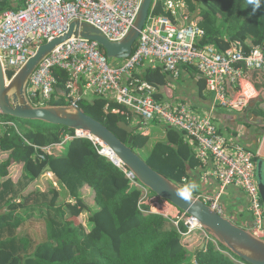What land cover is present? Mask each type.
<instances>
[{
	"label": "trees",
	"instance_id": "16d2710c",
	"mask_svg": "<svg viewBox=\"0 0 264 264\" xmlns=\"http://www.w3.org/2000/svg\"><path fill=\"white\" fill-rule=\"evenodd\" d=\"M166 1L153 0L151 14L166 15ZM24 2L0 0V16L17 11ZM187 6L186 13L203 31L197 46L212 45L222 51L239 42L246 53L257 46L264 50V3L254 8L248 0H188ZM101 52L106 55L102 49ZM53 75L56 84L49 105H67V75L58 68L53 69ZM12 76L6 72V78ZM136 76L158 91L170 79L166 73L149 67H142ZM154 99L159 101L158 94ZM77 107L124 143L129 135L118 129V123L138 128L141 120L130 113L125 115L122 106L100 97L82 99ZM0 120L11 123L0 127V264H236L222 253L228 252L224 247H216L202 231L183 236L187 229L182 222L177 229L169 219L149 213L150 204L161 209L159 202L170 205L153 193L151 198L157 203L146 204L143 208L149 212L141 213V191L99 155L89 140L75 138L66 142L60 156L46 157L44 161L36 157L39 149L60 144L66 136L73 135V130L1 115ZM131 136L130 148L140 156L149 136ZM191 152L184 135L167 128L165 142L155 143L142 159L155 172L185 189L189 172L198 166ZM13 166L17 172L11 174ZM47 166L69 200L58 203L60 193L52 187L27 192ZM85 189L90 190L95 209L89 229L70 221L88 209L81 197ZM20 199L21 203H17Z\"/></svg>",
	"mask_w": 264,
	"mask_h": 264
},
{
	"label": "built area",
	"instance_id": "2783aa9c",
	"mask_svg": "<svg viewBox=\"0 0 264 264\" xmlns=\"http://www.w3.org/2000/svg\"><path fill=\"white\" fill-rule=\"evenodd\" d=\"M187 1L167 0L163 6L166 15L163 16L150 12L130 57L125 60L109 63L93 41L77 38L64 43L34 71L26 87V98L36 107L49 105L56 84L53 69L58 68L67 75L64 92L67 105L77 107V102L88 95L100 97L122 106L125 115L130 113L141 119L135 134L146 133L147 126L153 122L182 133L186 143L194 147L196 157L204 164H212L211 169L204 172L202 181L206 183L212 177L219 183L216 193H200L194 197L223 216L219 202L222 193L229 185L240 188L248 200L250 225L247 230L264 240V213L255 183L254 153L239 144L228 143L209 117L197 116L188 105L171 108L155 100L156 88L136 76L142 67H149L159 69L175 80L181 67H193L202 75L214 107L236 112L247 108L251 93L245 88L242 70L264 74L263 48L257 46L246 53L239 42L222 51L212 45L197 46L203 31L186 13ZM141 3L142 0H25L22 8L6 11L0 16V61L3 69L5 73L14 75L40 45L65 33L73 20L94 27L110 42H119L132 28ZM228 86L236 87L233 96H230ZM6 125L11 123L5 124L0 120V127ZM75 138L87 139L96 146L98 154L109 160L141 191L139 211L143 214L149 212L143 206L153 201L151 192L122 163L111 157L103 144L87 134L74 131L60 144L39 149L36 157L40 161L53 157L56 148ZM43 177L52 181L53 175L46 172ZM21 201L17 200V203ZM153 202L157 203V200ZM149 206V213L169 219L177 229L182 222L187 229L183 236L201 230L184 213L173 219L159 207ZM205 237L217 246L215 241ZM222 253L236 262L230 253Z\"/></svg>",
	"mask_w": 264,
	"mask_h": 264
},
{
	"label": "water",
	"instance_id": "95a60500",
	"mask_svg": "<svg viewBox=\"0 0 264 264\" xmlns=\"http://www.w3.org/2000/svg\"><path fill=\"white\" fill-rule=\"evenodd\" d=\"M152 3L153 0H142L132 28L119 42H110L94 27L79 20H73L65 33L40 45L34 55L8 81L0 61V115L17 120L61 126L91 136L103 144L110 156L122 163L145 189L153 193L158 200L169 203L192 218L208 238L224 247L232 256L245 264H264L263 239L234 225L191 194L179 195L184 192V189L155 172L130 148L134 128L123 122L118 123V129L129 135L127 143H124L108 128L84 114L78 107L71 105L36 107L26 98V87L34 71L58 47L73 39L81 38L96 42L108 59L122 61L129 58L147 21ZM262 128L264 129V125ZM259 154L264 159V137ZM263 159L256 166V179L264 206ZM46 172H50V167L45 168L43 173Z\"/></svg>",
	"mask_w": 264,
	"mask_h": 264
},
{
	"label": "crops",
	"instance_id": "0c3cea01",
	"mask_svg": "<svg viewBox=\"0 0 264 264\" xmlns=\"http://www.w3.org/2000/svg\"><path fill=\"white\" fill-rule=\"evenodd\" d=\"M242 71V78L245 81V88L249 93H251V99L248 103V106L242 112L229 111L220 107H214L212 97L208 92H206L202 75L199 74L198 71H196L193 67H181L180 74L177 79L173 80L170 78L164 89H160L159 91L156 89V94H158L159 102L166 103L171 108H175L180 104H186L197 116L209 117L210 120L214 123L217 131L228 143L239 144L246 150L254 153V168L256 178V166L259 161L263 159L261 158L259 152L264 137V129L262 128V125H264V74L256 70L244 69ZM235 88V86H228L227 89L230 96H233L235 94V91L233 92ZM86 99H93V97H91V95H88ZM158 124L161 128V133H152L151 128L157 127ZM138 125H141V120L140 124ZM166 130L167 127L165 125L158 122H153L152 124H149L147 126L146 133L142 135H147L149 136V139H154L155 141H157L155 143L165 142ZM133 134H135V132ZM188 145L191 147L192 156L198 162V166L194 170L189 172L190 181L188 185H196L195 189L192 190L191 193L194 195H198L200 193H216L219 187V183L215 178H208L206 183L202 181L204 172H206L207 169L210 170L212 164H204L202 161H200L196 157V151L194 147H192L190 144ZM57 149L59 152H56V150L53 157L63 154L60 152V150H65V144ZM262 177L264 184V159L262 165ZM39 180L51 182L45 179L43 175ZM39 180L35 181L30 186L27 191L28 193L37 191ZM256 185L258 187L257 182ZM54 188L58 191H61L58 184H55ZM89 197L90 195L83 196V198ZM88 200H91L93 205L92 198L90 197ZM219 202L223 209V216L226 219L230 220L234 225L240 228L248 229L250 225L248 200L245 193L240 188L235 187L234 185L227 186L225 191L222 193ZM261 205L264 213V206L262 202ZM162 209H164V212L168 217L173 219L178 217L180 214L179 211L171 205H167ZM75 219L77 220L78 218H72L70 221L77 226L80 225L78 220L77 223L74 222Z\"/></svg>",
	"mask_w": 264,
	"mask_h": 264
},
{
	"label": "rangeland",
	"instance_id": "374dc122",
	"mask_svg": "<svg viewBox=\"0 0 264 264\" xmlns=\"http://www.w3.org/2000/svg\"><path fill=\"white\" fill-rule=\"evenodd\" d=\"M121 61V60H120ZM114 62H117V60H114V61H111V59H109V63H114ZM119 62V61H118ZM32 124H38V122H32ZM40 124V123H39ZM162 126V125H161ZM151 132L152 133H156V132H158L159 134L161 133V128H160V126H159V124H158V126L157 127H153V128H151ZM155 142H157V141H155L154 139H150V141H149V143H148V145L144 148V152H142L141 153V155H140V157L141 158H143L144 157V153L145 152H147V150L149 149V148H151L154 144H155ZM57 150V151H56ZM59 152L58 151V149L56 148L55 150H54V152ZM60 152L61 153H64L65 152V150L64 149H61L60 150ZM17 172V167H13L12 168V170H11V174H14V173H16ZM53 182L54 183H56V181L54 180V178H52V181L51 182H46L45 180H39L38 181V183H39V186L37 187V190L38 191H46V190H48L50 187H52V188H54V186H53ZM257 182V179L255 178V183ZM47 183H48V185H47ZM57 184V183H56ZM55 189V188H54ZM60 189V188H59ZM59 193H60V197H59V201H58V203H62V202H64V201H67V200H69V197L64 193V191L63 190H61V191H59ZM89 195H91V193H90V191L89 190H85L84 192H83V194H82V198H83V196H89ZM260 195V194H259ZM192 196H194V194L192 195ZM90 198V197H89ZM89 198H85V202H86V204L88 205V209H87V211H85L84 213H82V215L77 219L78 220V222H79V224L80 225H83V226H85V228H87V229H89L90 228V222H89V220H90V216H91V213L94 211V209H93V205H92V201L91 200H88ZM159 204H161L162 205V208H165L167 205H164L163 203H160L159 202ZM159 207V210L161 211V212H163V213H165L164 212V209H161V206H158ZM166 214V213H165ZM77 220L75 219L74 220V222L75 223H77ZM199 229V228H198ZM247 230V229H246ZM199 231H202V229L201 230H199ZM218 245V244H217ZM71 255L70 254H68V257H70ZM235 261L236 262H234V263H236V264H243V263H241V262H239V261H237L236 259H235ZM245 264V263H244Z\"/></svg>",
	"mask_w": 264,
	"mask_h": 264
},
{
	"label": "clouds",
	"instance_id": "9594fccd",
	"mask_svg": "<svg viewBox=\"0 0 264 264\" xmlns=\"http://www.w3.org/2000/svg\"><path fill=\"white\" fill-rule=\"evenodd\" d=\"M248 2L252 4L254 8H259L261 3H264V0H248ZM195 187V184L188 185L185 187L184 192L179 195L187 196L191 193L192 190L195 189Z\"/></svg>",
	"mask_w": 264,
	"mask_h": 264
},
{
	"label": "bare ground",
	"instance_id": "6f19581e",
	"mask_svg": "<svg viewBox=\"0 0 264 264\" xmlns=\"http://www.w3.org/2000/svg\"><path fill=\"white\" fill-rule=\"evenodd\" d=\"M209 239H211V238H209ZM211 240H212V239H211ZM211 242H212V241H211ZM215 243H216V242H215ZM216 244H217V243H216ZM217 246H218V245H217ZM217 246H216V247H217Z\"/></svg>",
	"mask_w": 264,
	"mask_h": 264
}]
</instances>
